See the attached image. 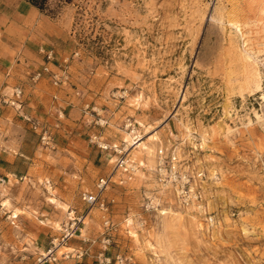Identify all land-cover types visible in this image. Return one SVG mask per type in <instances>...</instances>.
<instances>
[{
    "label": "rangeland",
    "instance_id": "rangeland-1",
    "mask_svg": "<svg viewBox=\"0 0 264 264\" xmlns=\"http://www.w3.org/2000/svg\"><path fill=\"white\" fill-rule=\"evenodd\" d=\"M241 4L45 2L61 33L51 47L61 81H32L45 56L30 80L47 82L52 103L37 118L53 141L44 144L23 117L7 128L17 142L24 135V156L18 177L0 184V264H35L81 216L56 264H264V11L235 16ZM98 143L127 145L137 170H117L114 149ZM160 147L211 177L200 212L158 184ZM103 176H112L104 206L89 207L82 193Z\"/></svg>",
    "mask_w": 264,
    "mask_h": 264
},
{
    "label": "crops",
    "instance_id": "crops-1",
    "mask_svg": "<svg viewBox=\"0 0 264 264\" xmlns=\"http://www.w3.org/2000/svg\"><path fill=\"white\" fill-rule=\"evenodd\" d=\"M55 18L46 14L31 0H0V97L10 96L15 85L24 87L23 112L42 117L52 103L44 89L46 80L33 85L31 72L44 62V51L50 49L61 36L50 27ZM52 96V95H50ZM22 113L0 101V177L7 181L17 176L16 162L24 156L19 153L23 139L17 142L10 125H20ZM8 131V132H7ZM32 164L26 168L28 174ZM22 178V176H20ZM74 259L61 261L72 264Z\"/></svg>",
    "mask_w": 264,
    "mask_h": 264
},
{
    "label": "built area",
    "instance_id": "built-area-1",
    "mask_svg": "<svg viewBox=\"0 0 264 264\" xmlns=\"http://www.w3.org/2000/svg\"><path fill=\"white\" fill-rule=\"evenodd\" d=\"M46 62L39 70L34 71L31 76L32 81L36 82L44 75H48L49 79L55 84L59 85L61 81V74L52 68V61L54 59V49H48L44 51ZM2 104L12 106L17 112L22 113V117L27 121L31 129L37 133L41 141L46 145H52L53 137L49 131L46 123L40 118L34 117L30 114L23 112L24 107V88L22 85H15L12 88V94L2 95L0 97ZM61 116V114H60ZM132 126V121H128V127ZM132 145L137 144L140 141L136 130ZM98 146L103 150L114 149L117 154V160L115 168L122 170L126 173H132L137 170L138 165L134 161H131L129 156V147H118L117 145L110 146L104 143H98ZM155 177L158 184L165 190L172 192L184 208H192L195 211L200 212L204 208V183L208 179H211L207 175V172L203 169H195L191 164L180 157L176 149L160 147L156 153V165H155ZM217 174L213 175V178H217ZM112 181V176H103L98 179L97 189L94 192H83L82 199L87 203L89 207H94L97 204L104 206V202L101 200L104 189ZM5 180L0 177V184H4ZM83 217L73 219L71 223H68L63 233L54 238L48 248L41 251L35 264H56L59 261V249L63 247L71 238L75 237L78 231H82L79 227ZM208 224L213 226L215 224L214 218H207ZM83 254V253H82ZM68 257V255H67ZM110 263V260H108Z\"/></svg>",
    "mask_w": 264,
    "mask_h": 264
},
{
    "label": "bare ground",
    "instance_id": "bare-ground-1",
    "mask_svg": "<svg viewBox=\"0 0 264 264\" xmlns=\"http://www.w3.org/2000/svg\"><path fill=\"white\" fill-rule=\"evenodd\" d=\"M238 1L241 2L242 4L240 8L238 7V9L235 10L234 13L235 16L249 15L250 17L258 18L257 16L259 15V13L264 11V0H238ZM229 23L231 27L236 28L238 30L242 39L244 40V47L247 49V41L243 29L234 20L230 19Z\"/></svg>",
    "mask_w": 264,
    "mask_h": 264
},
{
    "label": "trees",
    "instance_id": "trees-1",
    "mask_svg": "<svg viewBox=\"0 0 264 264\" xmlns=\"http://www.w3.org/2000/svg\"><path fill=\"white\" fill-rule=\"evenodd\" d=\"M34 5L39 7L40 9L44 10L45 2L47 0H31Z\"/></svg>",
    "mask_w": 264,
    "mask_h": 264
}]
</instances>
